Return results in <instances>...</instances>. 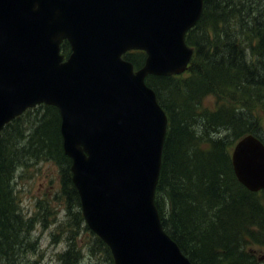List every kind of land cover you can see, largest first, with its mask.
<instances>
[{
	"label": "water",
	"instance_id": "obj_1",
	"mask_svg": "<svg viewBox=\"0 0 264 264\" xmlns=\"http://www.w3.org/2000/svg\"><path fill=\"white\" fill-rule=\"evenodd\" d=\"M203 11L204 0H0V138L28 109L59 110L84 221L115 264H193L156 206L169 119L146 79L188 70ZM132 51L146 54L138 70ZM231 160L240 184L264 191L263 141L244 136Z\"/></svg>",
	"mask_w": 264,
	"mask_h": 264
},
{
	"label": "trees",
	"instance_id": "obj_2",
	"mask_svg": "<svg viewBox=\"0 0 264 264\" xmlns=\"http://www.w3.org/2000/svg\"><path fill=\"white\" fill-rule=\"evenodd\" d=\"M186 41L195 50L186 73L146 79L169 119L157 209L166 232L193 264H264V191L252 193L240 184L231 160L244 136L264 143V0H204L202 17ZM62 52H71L68 42ZM125 59L139 69L146 54L132 52ZM209 97L215 98L214 108L204 105ZM31 112L8 124L0 139L1 264H17L20 250L34 248L28 241L32 221L22 220L9 183L13 170L29 161L57 164L60 195L76 218L73 225L84 222L59 110L47 106L37 113L28 144L13 149L24 138L19 127L31 121ZM96 238L97 251L115 264L109 247ZM69 247L64 263L78 264L76 244Z\"/></svg>",
	"mask_w": 264,
	"mask_h": 264
},
{
	"label": "rangeland",
	"instance_id": "obj_3",
	"mask_svg": "<svg viewBox=\"0 0 264 264\" xmlns=\"http://www.w3.org/2000/svg\"><path fill=\"white\" fill-rule=\"evenodd\" d=\"M204 102V105L209 108L215 107L213 97L207 98ZM45 107L47 105L43 104L34 108L31 112V121L19 127V129L23 128L19 134H22L24 138L19 137L13 147L14 150L20 151L28 144V139L35 130L34 125L38 123L36 115ZM9 183L15 193L17 211L22 216V220L32 221L28 241L34 243V248L20 250L16 256L17 264H65L63 255L72 248L69 247L72 243L76 244L74 249L79 250L81 260L78 264H107L105 253H101V249L97 251L95 247L97 236L87 229L86 222L80 221L79 228L73 225L76 218L70 209H67L60 195V169L56 163L29 161L28 167L13 170ZM72 212H75V207L72 208ZM72 229L75 231L74 234H71ZM25 237L23 236V241Z\"/></svg>",
	"mask_w": 264,
	"mask_h": 264
}]
</instances>
